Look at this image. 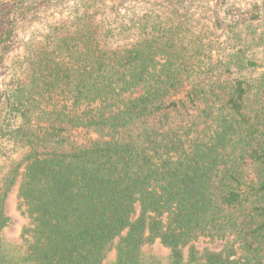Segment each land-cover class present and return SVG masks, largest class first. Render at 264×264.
I'll return each instance as SVG.
<instances>
[{"label": "trees", "instance_id": "trees-1", "mask_svg": "<svg viewBox=\"0 0 264 264\" xmlns=\"http://www.w3.org/2000/svg\"><path fill=\"white\" fill-rule=\"evenodd\" d=\"M108 1L75 0L0 84V264H264V0L112 22Z\"/></svg>", "mask_w": 264, "mask_h": 264}, {"label": "rangeland", "instance_id": "rangeland-1", "mask_svg": "<svg viewBox=\"0 0 264 264\" xmlns=\"http://www.w3.org/2000/svg\"><path fill=\"white\" fill-rule=\"evenodd\" d=\"M75 0H0V84L5 85L14 74L22 77L23 73L16 66L27 52L28 47L36 39H41L42 33L46 31L47 25L57 18L66 17L68 8ZM146 0H121L115 5L107 2V15L110 21L121 20V17H128L132 11H140L142 3ZM169 1V0H166ZM178 3L190 5L195 11L198 4L204 0H174ZM207 9L217 7L220 4L229 5L236 15H244L249 6L256 0H208ZM259 1V0H258ZM205 10V9H204ZM118 11V12H117ZM208 11V10H206ZM11 27L12 36L9 40L2 42L3 31ZM134 92L133 95H137ZM23 152L18 153L15 158L19 159ZM19 183L10 192L6 202V213L10 217V224L6 228V234L15 240L21 236L25 225L29 222L24 208L20 207L18 196ZM223 240H213L202 236L196 244L199 247L208 246L212 249H220L224 245ZM154 249L159 253H166L167 249L156 242ZM114 255V251L111 254Z\"/></svg>", "mask_w": 264, "mask_h": 264}]
</instances>
